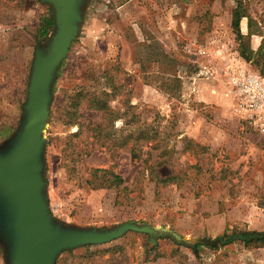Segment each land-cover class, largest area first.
I'll return each mask as SVG.
<instances>
[{
	"label": "rangeland",
	"instance_id": "374dc122",
	"mask_svg": "<svg viewBox=\"0 0 264 264\" xmlns=\"http://www.w3.org/2000/svg\"><path fill=\"white\" fill-rule=\"evenodd\" d=\"M81 15L49 88L48 216L61 229L157 235L127 231L54 264H264V245L235 237L264 233V133L228 83L241 67L264 76V0H84ZM55 32L48 3L0 0V151L22 127L35 52ZM93 169L122 183L91 189ZM0 264H10L1 235Z\"/></svg>",
	"mask_w": 264,
	"mask_h": 264
},
{
	"label": "water",
	"instance_id": "95a60500",
	"mask_svg": "<svg viewBox=\"0 0 264 264\" xmlns=\"http://www.w3.org/2000/svg\"><path fill=\"white\" fill-rule=\"evenodd\" d=\"M42 1L54 11L56 32L46 54L35 52L25 119L16 138L0 151V235L8 246L10 264H54L62 251L108 243L127 231L157 235L153 228L133 224L104 232L61 229L48 216L41 155L49 88L56 69L76 38L84 0ZM170 237L179 241L175 236Z\"/></svg>",
	"mask_w": 264,
	"mask_h": 264
},
{
	"label": "built area",
	"instance_id": "2783aa9c",
	"mask_svg": "<svg viewBox=\"0 0 264 264\" xmlns=\"http://www.w3.org/2000/svg\"><path fill=\"white\" fill-rule=\"evenodd\" d=\"M228 83L239 114L264 133V76L241 67L228 75Z\"/></svg>",
	"mask_w": 264,
	"mask_h": 264
},
{
	"label": "trees",
	"instance_id": "16d2710c",
	"mask_svg": "<svg viewBox=\"0 0 264 264\" xmlns=\"http://www.w3.org/2000/svg\"><path fill=\"white\" fill-rule=\"evenodd\" d=\"M241 15L236 10L232 16V28L236 33H239V22ZM45 30L41 33L42 37H45L49 34V30L53 27V21L51 18L47 19L44 23ZM76 153V152H74ZM90 179L86 180L84 183L91 189H101V188H111L114 184H121L122 180L119 176L113 174L110 171L102 169H93L91 170ZM172 178H167L164 180L156 181L157 185L167 186L172 181ZM240 240L246 245L249 244H262L264 245V233H255V232H243L241 234H235Z\"/></svg>",
	"mask_w": 264,
	"mask_h": 264
}]
</instances>
